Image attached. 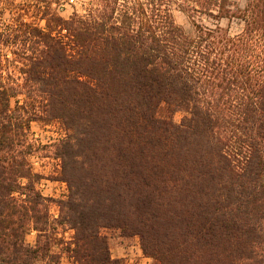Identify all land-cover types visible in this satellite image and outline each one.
Returning a JSON list of instances; mask_svg holds the SVG:
<instances>
[{
	"label": "trees",
	"instance_id": "obj_1",
	"mask_svg": "<svg viewBox=\"0 0 264 264\" xmlns=\"http://www.w3.org/2000/svg\"><path fill=\"white\" fill-rule=\"evenodd\" d=\"M53 1L0 0L1 263L54 264L66 224L73 264H125L102 228L153 264H264V0H87L68 19ZM45 119L67 130L54 220L30 162Z\"/></svg>",
	"mask_w": 264,
	"mask_h": 264
},
{
	"label": "rangeland",
	"instance_id": "obj_2",
	"mask_svg": "<svg viewBox=\"0 0 264 264\" xmlns=\"http://www.w3.org/2000/svg\"><path fill=\"white\" fill-rule=\"evenodd\" d=\"M87 0H59L60 4L53 3L51 8L55 10L62 18L68 19L74 12L84 13L83 2ZM238 6L244 8L248 0H233ZM19 3L29 2V0H18ZM176 23L181 26L185 32L192 34L194 27L191 21L179 12L174 13ZM29 22L37 23L40 26L45 25V21L40 19L32 11L26 16ZM221 25L225 28L230 27V32L235 34L242 30L243 25L239 21L229 22L222 21ZM16 100L12 101L15 107ZM181 115H177L176 119L180 121ZM32 137L38 140L44 149H40L30 158L32 170L35 175L34 182L39 192L46 198H50L49 203L51 218L60 219L62 214V201H66L69 195V185L66 182V176L63 173L62 161L55 156L52 144L66 137L67 130L63 123L59 120L45 119L37 120L31 124ZM53 232L54 240L51 243V254L54 257V264H73V260L69 259L66 253V242H71L76 232L72 227L64 224L56 226ZM101 234L105 237L111 257L124 261L125 264H153V259L148 257L141 245L139 236L127 235L119 228H102ZM37 233L34 231L26 237V242L34 246L37 242ZM44 239H42L43 241Z\"/></svg>",
	"mask_w": 264,
	"mask_h": 264
},
{
	"label": "crops",
	"instance_id": "obj_3",
	"mask_svg": "<svg viewBox=\"0 0 264 264\" xmlns=\"http://www.w3.org/2000/svg\"><path fill=\"white\" fill-rule=\"evenodd\" d=\"M0 264H2L1 261H0Z\"/></svg>",
	"mask_w": 264,
	"mask_h": 264
}]
</instances>
